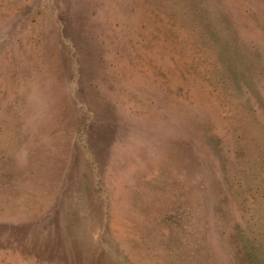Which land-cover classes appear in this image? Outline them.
Listing matches in <instances>:
<instances>
[{
    "label": "rangeland",
    "instance_id": "obj_1",
    "mask_svg": "<svg viewBox=\"0 0 264 264\" xmlns=\"http://www.w3.org/2000/svg\"><path fill=\"white\" fill-rule=\"evenodd\" d=\"M0 264H264V0H0Z\"/></svg>",
    "mask_w": 264,
    "mask_h": 264
}]
</instances>
